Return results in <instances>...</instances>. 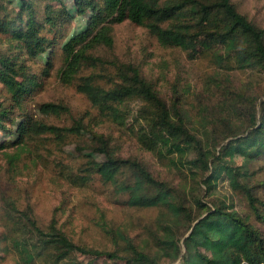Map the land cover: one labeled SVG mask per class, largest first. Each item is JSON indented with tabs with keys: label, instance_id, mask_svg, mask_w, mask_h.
Returning a JSON list of instances; mask_svg holds the SVG:
<instances>
[{
	"label": "trees",
	"instance_id": "obj_1",
	"mask_svg": "<svg viewBox=\"0 0 264 264\" xmlns=\"http://www.w3.org/2000/svg\"><path fill=\"white\" fill-rule=\"evenodd\" d=\"M76 11L91 14L86 26L62 46L63 64L59 70L62 82L71 83L76 74L98 58L89 52L97 45L112 46V25L129 20L145 26L162 46H175L189 59L209 56L223 69L264 70V27L260 28L240 13L231 0H74ZM25 15L9 13L0 2V36L12 40L24 53L34 57L43 52L52 40L42 34L30 4L23 1ZM61 2L60 11H65ZM65 17L69 13L62 12ZM45 23L54 25L50 7L45 8ZM21 66L14 57L0 56V83L10 95V103H0V130L13 121L17 101L23 105L33 82H20ZM100 117L108 118L128 130L139 146L160 158H167L186 173L190 188L178 190L156 178L135 159L116 154L110 140L93 133V153L85 157L78 172L66 170L65 178L76 185L87 184L94 175L103 182L116 184L127 194L125 204L140 208H158L155 228L150 239L153 250L138 248L121 230L105 228L123 241L126 264H264V235L235 208L233 201L214 197L219 181H227L238 191L256 219L264 222L260 206L264 203L250 184L254 161L264 158V102L259 112L245 110L249 130L233 134L226 142H214L188 126V121L175 106L170 110L151 82L146 81L138 67L122 64L117 67V82L108 87L85 77L76 83ZM136 103V107L131 104ZM44 113H57L61 106L43 103ZM84 124L79 119L69 128L47 125L33 118H23L17 126V142L29 133L51 134L57 140L65 132L80 134ZM226 136V137H228ZM15 141L7 142L8 145ZM0 143V150L8 145ZM217 147H219L217 149ZM81 151V150H80ZM9 161L17 154L4 152ZM95 154L101 156L97 159ZM241 158V163L235 162ZM126 175L119 180L120 175ZM9 234L4 239L18 256L15 264H81L71 258L72 251L112 264L121 258L118 251L87 248L76 244L54 222L39 226L26 211L20 212L13 202L6 203ZM13 211L20 212L15 217Z\"/></svg>",
	"mask_w": 264,
	"mask_h": 264
},
{
	"label": "rangeland",
	"instance_id": "obj_2",
	"mask_svg": "<svg viewBox=\"0 0 264 264\" xmlns=\"http://www.w3.org/2000/svg\"><path fill=\"white\" fill-rule=\"evenodd\" d=\"M23 1L30 4L37 22L43 24L42 34L51 39L52 44L31 57L16 42L0 36V56L16 58L21 66L19 81L33 82L23 105L17 101L11 114L13 121L0 130V143L15 141L0 150V264H15L18 260L12 249L8 252L2 249L9 246V241L4 239L9 234L7 202H13L20 212L29 213L42 228L54 222L80 246L118 251L121 258L116 262L126 264L128 256L123 252V241L106 233L105 228L121 230L138 248L152 251L151 229L155 228L159 209L128 206L124 203L127 194L118 192L115 183L103 182L98 175L85 185L67 181L63 172L77 173L85 159L81 153H93L96 146L93 133L108 137L119 157L141 162L156 178L178 190L188 189L190 185L186 173L178 170L169 159L141 148L128 130L100 117L76 88V83L92 77L96 83L108 87L117 82L118 66L133 64L166 100L170 110L176 102L189 127L202 134L206 131L211 141L224 143L232 138L228 136L231 132L239 136L249 130L250 120L245 110L254 108L259 112L264 102V70L219 68L205 55L189 59L178 47L160 45L147 27L124 20L112 25V46L97 45L90 50L89 54L98 58V62L84 66L71 83H65L59 77L63 64L61 48L86 26L90 9L78 13L74 0H0L12 15H25ZM231 1L247 19L264 27V0ZM61 2L65 11L59 12ZM46 7H50L54 20L50 28L44 21ZM66 11L69 17L61 14ZM9 98L0 83V103L9 104ZM43 103H53L62 109L57 113H44L40 109ZM136 105L131 104L132 107ZM23 118L61 128H69L80 119L84 128L80 134L65 132L60 140L48 133L31 132L18 143L17 126ZM4 152L18 156L9 161ZM95 156L101 158L98 154ZM235 162L241 163V158H236ZM251 170L255 173L250 184L264 203V158L254 161ZM125 178L126 175L119 176L120 181ZM213 196L233 201L239 213L248 217L264 235V222L255 218L245 198L232 190L227 181L218 182ZM260 211L264 214V206H260ZM20 212L13 211V215L20 217ZM71 258L81 264H112L107 259H95L75 250Z\"/></svg>",
	"mask_w": 264,
	"mask_h": 264
}]
</instances>
